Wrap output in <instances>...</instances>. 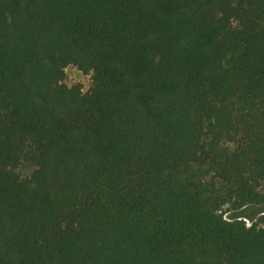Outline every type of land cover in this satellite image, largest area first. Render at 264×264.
I'll return each instance as SVG.
<instances>
[{
    "label": "trees",
    "instance_id": "trees-1",
    "mask_svg": "<svg viewBox=\"0 0 264 264\" xmlns=\"http://www.w3.org/2000/svg\"><path fill=\"white\" fill-rule=\"evenodd\" d=\"M0 264H264V0H0Z\"/></svg>",
    "mask_w": 264,
    "mask_h": 264
},
{
    "label": "rangeland",
    "instance_id": "rangeland-1",
    "mask_svg": "<svg viewBox=\"0 0 264 264\" xmlns=\"http://www.w3.org/2000/svg\"><path fill=\"white\" fill-rule=\"evenodd\" d=\"M66 82L68 85L73 86L76 84H81L83 86L84 91H88L93 86V78L92 74H85L81 70H79L76 66H70L67 69V79ZM20 171L25 175H30L33 172V168L29 166L22 167ZM259 211L257 207H249L245 209L243 212L255 214ZM226 216L229 217L227 213ZM247 220V219H246ZM252 224L251 221L247 220Z\"/></svg>",
    "mask_w": 264,
    "mask_h": 264
},
{
    "label": "built area",
    "instance_id": "built-area-1",
    "mask_svg": "<svg viewBox=\"0 0 264 264\" xmlns=\"http://www.w3.org/2000/svg\"><path fill=\"white\" fill-rule=\"evenodd\" d=\"M248 225L250 226V225H251V223H249V222H248Z\"/></svg>",
    "mask_w": 264,
    "mask_h": 264
}]
</instances>
